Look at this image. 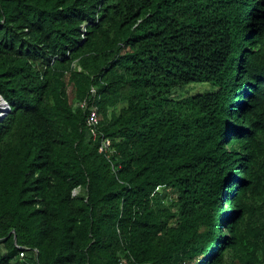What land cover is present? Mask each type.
<instances>
[{
    "label": "trees",
    "instance_id": "1",
    "mask_svg": "<svg viewBox=\"0 0 264 264\" xmlns=\"http://www.w3.org/2000/svg\"><path fill=\"white\" fill-rule=\"evenodd\" d=\"M0 98V264H264V0H0Z\"/></svg>",
    "mask_w": 264,
    "mask_h": 264
},
{
    "label": "built area",
    "instance_id": "2",
    "mask_svg": "<svg viewBox=\"0 0 264 264\" xmlns=\"http://www.w3.org/2000/svg\"><path fill=\"white\" fill-rule=\"evenodd\" d=\"M96 96H97V92L95 88H91L90 97L85 99L81 104L82 108L87 109V124L93 140H97L98 136L100 135L99 126L101 123L98 107L94 103L97 98ZM3 107L4 109L9 108L5 104H3ZM98 151L99 153L104 154L108 159H111V156L114 153L112 149V140L109 137H104L101 141V145ZM26 256H27V252L25 250L20 252L21 258L25 259Z\"/></svg>",
    "mask_w": 264,
    "mask_h": 264
},
{
    "label": "clouds",
    "instance_id": "3",
    "mask_svg": "<svg viewBox=\"0 0 264 264\" xmlns=\"http://www.w3.org/2000/svg\"><path fill=\"white\" fill-rule=\"evenodd\" d=\"M96 90V89H95ZM91 91V90H90ZM97 92V91H96ZM97 97V96H96ZM96 99H98V97L96 98ZM6 104V103H5ZM8 106V105H7ZM9 107V106H8ZM1 108V111H2V115H0V116H3V115H5L6 114V110L7 109H4V107L2 106V107H0ZM9 109V108H8ZM124 264V263H123Z\"/></svg>",
    "mask_w": 264,
    "mask_h": 264
},
{
    "label": "water",
    "instance_id": "4",
    "mask_svg": "<svg viewBox=\"0 0 264 264\" xmlns=\"http://www.w3.org/2000/svg\"><path fill=\"white\" fill-rule=\"evenodd\" d=\"M6 103V104H5ZM3 104L8 105L7 102H5L2 98H0V107L3 106ZM9 106V105H8ZM1 111V108H0ZM15 241H16V237H15Z\"/></svg>",
    "mask_w": 264,
    "mask_h": 264
},
{
    "label": "rangeland",
    "instance_id": "5",
    "mask_svg": "<svg viewBox=\"0 0 264 264\" xmlns=\"http://www.w3.org/2000/svg\"><path fill=\"white\" fill-rule=\"evenodd\" d=\"M197 90H201V88L198 87ZM0 115H2V111H0Z\"/></svg>",
    "mask_w": 264,
    "mask_h": 264
}]
</instances>
